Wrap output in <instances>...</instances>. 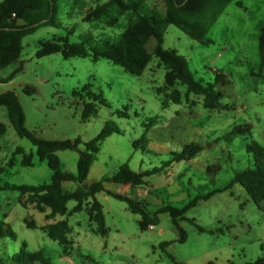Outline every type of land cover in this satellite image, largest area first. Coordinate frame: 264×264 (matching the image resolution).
<instances>
[{"label":"rangeland","instance_id":"374dc122","mask_svg":"<svg viewBox=\"0 0 264 264\" xmlns=\"http://www.w3.org/2000/svg\"><path fill=\"white\" fill-rule=\"evenodd\" d=\"M105 1L57 0V18L62 25L41 26L23 38L21 61L0 71V92L13 90L18 94L26 112V127L43 138H81L87 142L108 121L119 127L120 133H113L102 144L88 183L100 177V168L112 175L128 162L136 171L146 170L163 165L187 143L200 144L203 150L195 158L172 162L147 177L148 183L135 188L136 192L132 188L123 192L124 186L109 183L110 190L133 197H138V190L149 195V187L151 200L160 199L150 201L153 211L165 205L182 208L201 197L181 221L186 240H178L180 232L168 213L159 216L155 227L142 230L141 216L131 212L126 201L99 192L96 197L103 205L108 235L92 231L95 224L85 210L74 213L68 218L72 233L65 255L70 258L64 259L58 241L43 229L26 225L27 218L38 224L50 222L45 214L32 205L23 207L19 191L4 188L0 189V218L10 224L17 237L0 239V264H19L13 256L21 252L24 243L29 251L44 250L53 264H175L172 257L183 264H226L264 257V201L255 203L240 183L219 191L236 172L256 168V155L248 148L251 143L264 147V69L258 48L264 0H234L210 29L212 42L208 45L191 39L172 24L165 32L163 46L177 50L198 80L222 92L221 102L228 107L219 110L206 108L201 96H187L183 85L177 86L183 102H170L164 108V94L157 89L164 86L166 70L157 57L140 76L105 58L66 59L61 53L36 57L42 40L69 37L71 42H82L84 35L95 42L117 38L125 29L127 15L121 16L116 26H109L105 20L83 19L85 13ZM144 1L145 10L164 11L162 0ZM20 63L24 69L7 80ZM217 71L226 75L228 83L217 82ZM28 85L35 92H25ZM85 85L108 101L89 119L82 117L83 100L73 95ZM82 94L88 101L87 91ZM153 119L156 122L152 125ZM0 122L7 126L0 134V186L50 182L53 171L46 161H39L32 142L17 134L3 106ZM144 133L148 143H138L136 148L135 142ZM80 148L84 150L85 145ZM30 153L33 165L26 166L23 161ZM57 154L63 169L77 174L79 152L61 150ZM64 187L72 190L77 183L66 182ZM210 193L209 198H202ZM75 204L70 201L69 209ZM163 241L172 243L160 247Z\"/></svg>","mask_w":264,"mask_h":264},{"label":"trees","instance_id":"16d2710c","mask_svg":"<svg viewBox=\"0 0 264 264\" xmlns=\"http://www.w3.org/2000/svg\"><path fill=\"white\" fill-rule=\"evenodd\" d=\"M164 11L155 8L146 9L144 0H107L98 4L95 8L85 13L83 19L87 22L105 20L109 26H116L120 17L128 16L125 29L115 39L107 38L99 42L93 41L89 36L84 35L82 42H71L69 37L53 38L39 42L36 57L41 58L53 53H61L64 58H92L99 60L108 59L114 64L121 66L127 72L140 76L148 68L154 57L165 67L164 86L157 89L159 94H164L163 107L167 108L170 102L182 103V96L178 85L186 88V95L201 96L203 105L211 110L227 108L221 102L223 94L213 84H205L195 77L190 69L187 59L175 49L163 46L165 32L169 25H175L185 32L191 39L208 45L212 41L208 33L220 15L234 0H162ZM241 5V3H239ZM143 10H145L143 12ZM57 0H1L0 1V71L20 62L23 52V38L35 32L41 26H61L57 18ZM74 28H72V31ZM259 57L261 70L264 69V22L259 26ZM24 69L20 65L13 70L7 80L15 77ZM217 82L228 83L226 75L217 71ZM25 92H35L30 85L25 87ZM83 91H87L88 101L85 100ZM73 95L84 102L82 117L89 119L96 116L100 105H108V101L101 93L91 90L90 85H85L82 91L74 90ZM186 96V97H187ZM166 97V98H165ZM0 106L7 109L11 124L20 137L29 139L36 147V155L40 162L46 161L53 171L50 182L41 184H17L12 188L19 191V202L23 207L34 206L39 212L45 214L47 221L39 225L34 219H26L29 228H41L53 240L63 246L64 254L68 253V246L71 243L70 234L72 226L69 217L76 212L85 210L91 222L92 231L106 237L109 228L106 224V217L102 203L97 199L99 192H105L117 199L124 200L131 212L139 214V222L142 230L156 226L160 222V215L168 213L172 223L179 230V241L186 240L187 234L181 225L185 213L189 208L196 205L201 197L188 202L182 208L171 205L162 206L155 211L149 208V202L145 199L112 191L106 187L107 183H116L120 186L129 185L135 188L148 183L147 177L159 173L168 167L172 162L190 160L196 157L203 147L191 142L184 145L182 151L174 155L169 161L161 166L136 171L128 162L119 166L116 172L109 176L88 183L91 167L101 150L102 144L113 134L120 133V129L113 122L108 121L103 129L90 141L75 139H47L37 135L36 132L26 127V112L18 94L13 90L0 92ZM156 120H152V125ZM7 130L6 124L0 122V134ZM147 134L144 133L135 142L148 143ZM84 144L85 149L80 145ZM248 148L256 155V168H246L236 172L234 178L223 186L221 190L232 188L235 183L241 186L257 204L264 201V147L257 142L251 143ZM146 150V145L143 146ZM61 150H77L79 158L77 162V174L63 169V163L57 154ZM33 154L25 155L23 163L32 166ZM66 182H76L77 187L67 190L64 187ZM213 193L202 198H209ZM76 201L75 206L69 209L68 203ZM61 216L63 218L58 219ZM16 238L14 229L5 220L0 218V239ZM172 241H163L160 247H166ZM175 264H183L172 257ZM19 264H53L44 250L29 251L27 244L21 252L13 256ZM1 261V259H0ZM206 264H213L212 261ZM226 264H264V257L252 261L236 263L228 261Z\"/></svg>","mask_w":264,"mask_h":264},{"label":"crops","instance_id":"0c3cea01","mask_svg":"<svg viewBox=\"0 0 264 264\" xmlns=\"http://www.w3.org/2000/svg\"><path fill=\"white\" fill-rule=\"evenodd\" d=\"M195 158V157H194ZM193 159V158H192ZM192 159H190L189 161H191ZM94 166H95V161L93 162V165H92V167H91V171H90V174H92L93 173V170H94ZM142 171V170H141ZM100 177L98 178V179H100V178H102L103 176H109V175H107V174H105L103 171H102V169L100 168ZM97 179V180H98ZM111 184V183H110ZM106 187L108 188V189H111V188H109V183H107L106 184ZM135 188H137V187H135ZM135 188H132V189H134V192H136L135 190ZM148 192L150 193L149 195L147 194L146 196L145 195H141V192H140V190H138V198H140V199H145V200H147L149 203H151L150 201H153L154 203H157V201H160V199L159 198H156L155 197V199H153V200H151L152 198H153V195H151V192H150V190H149V187H148ZM107 194V193H106ZM140 196V197H139ZM142 197V198H141ZM39 225H44V224H39ZM63 258L64 259H69L70 258V255H63Z\"/></svg>","mask_w":264,"mask_h":264},{"label":"built area","instance_id":"2783aa9c","mask_svg":"<svg viewBox=\"0 0 264 264\" xmlns=\"http://www.w3.org/2000/svg\"><path fill=\"white\" fill-rule=\"evenodd\" d=\"M129 188H131L129 185H125L124 186V190H123V192H127V191H129L130 189ZM151 227H154V226H151Z\"/></svg>","mask_w":264,"mask_h":264}]
</instances>
